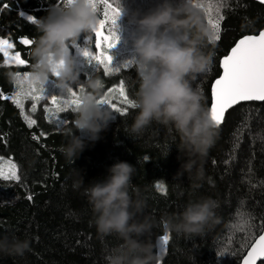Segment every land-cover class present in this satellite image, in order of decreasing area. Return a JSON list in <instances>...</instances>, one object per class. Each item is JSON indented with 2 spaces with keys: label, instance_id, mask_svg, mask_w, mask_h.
<instances>
[{
  "label": "trees",
  "instance_id": "obj_1",
  "mask_svg": "<svg viewBox=\"0 0 264 264\" xmlns=\"http://www.w3.org/2000/svg\"><path fill=\"white\" fill-rule=\"evenodd\" d=\"M160 2L118 0L122 9L119 24L135 38L138 26L131 22L132 13L147 12ZM198 2L207 7L216 0ZM63 6L62 0H0V38L16 44L11 51H19L27 61L23 67H9L0 54V156L12 160L21 176L20 181L0 178V237L15 236L31 241V248L24 256L0 253V264H107V252L122 241L114 235L101 236L97 232L92 207L82 188H75L74 182L80 179V173L86 185L102 180L110 166L118 161H128L137 168L132 184L143 194L147 202L145 212L155 221L150 236L156 244L155 251L160 254L159 264H240L264 223V104L251 102L228 111L224 124L217 129L214 145L199 165L203 179L195 191L186 173L176 178L181 164L176 146L178 136L173 141L167 129L156 123L141 136L130 134L129 126L138 111L136 108H129L124 116L114 112L98 140L92 141L87 134L76 130L87 146L71 163L61 149L67 143L65 129L72 127L75 114L62 113L68 123H60L45 113L43 101L37 105V111L32 112L30 100H25L21 115L12 100L3 98L14 95L19 89L17 78L10 79L9 73L23 76L32 69L31 50L35 44L17 43L21 37L35 41L41 35L37 24L28 17L39 20L53 7ZM102 11L103 5H100V19ZM221 14L225 16L221 22V39L208 46L215 51L213 65L193 82L194 87L203 91L208 107L211 85L221 74L220 60L242 35L258 34L264 29V5L254 0H227ZM89 36L91 40L87 39ZM75 43L94 48L95 34L81 33ZM127 54L120 56V60H125ZM97 70L98 67H88L80 73L77 85L84 86L86 73L94 76ZM110 76V86L114 88L118 80H125L127 93L135 99L139 88L138 64L121 68ZM107 91L104 90L100 98H104ZM24 116L35 119L36 125L29 127ZM28 195H32L31 201ZM201 196H211L218 203L215 218L203 235L165 231L163 217L182 212L190 199ZM162 235L169 236L163 246L159 243ZM219 252L226 254L219 256Z\"/></svg>",
  "mask_w": 264,
  "mask_h": 264
},
{
  "label": "clouds",
  "instance_id": "obj_2",
  "mask_svg": "<svg viewBox=\"0 0 264 264\" xmlns=\"http://www.w3.org/2000/svg\"><path fill=\"white\" fill-rule=\"evenodd\" d=\"M131 22L138 26L133 44L137 54L139 88L135 96L138 109L129 126L130 134L141 136L153 123L163 125L179 150L180 168L176 178L185 173L193 191L203 179L199 166L215 143L218 127L212 119L203 91L193 82L209 72L215 56L212 26L193 0H161L147 12L132 13ZM41 33L31 50L33 59L29 78L44 84L55 75L61 88L80 83L77 59L70 45L81 33H92L99 25V8L91 0H71L62 8L36 20ZM58 74V75H57ZM9 78L15 80L14 73ZM80 103L75 110L72 127L65 129L67 143L62 147L65 159L74 163L87 146L76 130L86 133L92 141L100 138L113 119V111L99 103L103 95L100 77L84 81ZM79 171V170H78ZM135 165L118 161L110 166L108 175L87 185L80 173L74 187L82 188L92 207L93 223L101 236L114 235L122 243L106 254L107 264H159L160 254L151 240L155 224L145 212L143 194L133 188ZM217 201L211 196L190 199L184 210L162 218L165 231L186 235H203L215 218ZM147 237V239H142ZM31 248L28 238L7 235L0 237V253L24 256Z\"/></svg>",
  "mask_w": 264,
  "mask_h": 264
},
{
  "label": "snow or ice",
  "instance_id": "obj_3",
  "mask_svg": "<svg viewBox=\"0 0 264 264\" xmlns=\"http://www.w3.org/2000/svg\"><path fill=\"white\" fill-rule=\"evenodd\" d=\"M62 2L63 7H65L71 0H62ZM91 2L98 8L103 5V18L100 19L99 25L93 30L95 34V51L87 47L82 49L83 54L90 58L89 62H97L100 66L98 70L102 69L105 76L120 72L121 68H129L132 65H136L137 61L135 59L125 61L121 65L113 64V56L110 53V49L114 48L120 39L116 30L118 27L117 21L122 12L118 0L115 4L113 0H91ZM260 2L264 4V0H260ZM193 3L207 14V22L212 26L214 33L213 39L219 41L221 39V22L225 20V16L221 14V8L226 6L227 0H216L214 5L210 4L207 7L199 3L198 0H193ZM213 10H215V17H213ZM28 19L33 22L36 21V18L32 16H29ZM87 39L91 40L92 37L89 36ZM17 43L28 46L32 45L34 41L28 37H21ZM72 45L78 47L77 43ZM15 47L16 44L10 42V40L0 38V54L3 55L4 62L26 65L27 61L21 58L19 51L14 54L10 53V49ZM220 66L223 71L211 85V103L209 107L212 119L217 127L224 124L226 113L237 105H247L251 102L264 104V30L259 31L256 35H242L238 40H235L233 46L220 60ZM16 75L19 91L14 95L4 96L3 98L12 100L21 110V115H23L25 100L32 101V112H36L37 105L41 101H45L44 111L49 118L56 117L60 123H68L67 117L61 118V114L75 113L80 103V93L85 90L84 87L78 86V90L70 87L66 89V94L53 95L46 98L45 83L33 82L29 78V73H25L23 76H20L19 73ZM117 85L115 88L108 89L109 96L114 97L116 103H113L112 98H102L99 103L124 116L128 113L129 108H136L135 99L131 98L127 93L125 80H118ZM24 119L29 127L37 123L35 119L28 116H24ZM237 133H239V128ZM33 138L39 139L37 136ZM145 159L148 158L145 157ZM17 172L18 168L14 162L10 159L5 161L3 157H0V178L4 181H20L21 176ZM160 186L157 184V187ZM27 199L31 201L33 199L32 195H28ZM168 241V235L159 237L161 246L166 245ZM225 254V252L218 253L219 256H224ZM258 261L264 262V223H261L259 234L252 239L248 246L246 255L242 256V264H257Z\"/></svg>",
  "mask_w": 264,
  "mask_h": 264
},
{
  "label": "rangeland",
  "instance_id": "obj_4",
  "mask_svg": "<svg viewBox=\"0 0 264 264\" xmlns=\"http://www.w3.org/2000/svg\"><path fill=\"white\" fill-rule=\"evenodd\" d=\"M119 23H120V21L119 22L117 21L118 27L116 29L117 32H118V34H119V37H120L119 42L116 44V46L114 48L110 49V53L113 56V64L114 65H121V64H123L125 62V60L130 59V58H131L130 60H132V59H135L136 56H137L133 45H131V43H132V40L131 39L134 40L133 34L130 33L129 31L125 30L124 27H123V25H122V23L121 24H119ZM119 26H121V27H119ZM120 30L123 33H120L119 32ZM70 46L73 49V55L77 59V68H78V70H79L80 73H84L86 70H88V67H90V66L92 68H94V67L95 68L96 67L99 68L100 67L98 65V63L95 62V61L89 62L90 61V58L87 57V56H85L83 54L82 49L83 48H86V47H83V46H78L77 47V46H73V45H70ZM88 48L90 50H92V51H95V47L94 48L88 47ZM124 53H129V54H127L125 60H120V56H124ZM100 70H102V69L97 70V74H95L94 76H90L89 73L88 74L86 73V76L84 77V80L86 81L89 77L94 78V77H97L98 76L103 81V85H104L103 91L104 90L107 91L110 87L113 88V86H110L111 85V82H112L111 76H105L104 73H103V71L100 72ZM57 80L58 79H54L52 77H49V79L45 82L44 89H45V96H46V98L47 97H51L53 95L60 96L62 94H66V89L61 88L59 86ZM78 86H80V85H77V84H75V85L73 84L72 85V87L74 88V90H78V88H77ZM117 86L115 85L114 88L117 87ZM81 87H84L85 88V85L84 86H81ZM18 91H19V89H18ZM108 96H109V94H108V91H107L104 98H108ZM109 97L112 98L113 103H116V99L114 97H111V96H109ZM100 99H102V98H100ZM30 102L32 104V101L31 100H30ZM31 104H30V106H31ZM43 104H45V101H43ZM113 114H114V111H113ZM61 118H63V117L61 116ZM82 134L85 135L86 133H82ZM4 160L7 161L9 159L4 158Z\"/></svg>",
  "mask_w": 264,
  "mask_h": 264
},
{
  "label": "water",
  "instance_id": "obj_5",
  "mask_svg": "<svg viewBox=\"0 0 264 264\" xmlns=\"http://www.w3.org/2000/svg\"><path fill=\"white\" fill-rule=\"evenodd\" d=\"M254 1H256V2H258V3H261L260 2V0H254ZM262 4V3H261ZM264 5V4H263ZM264 30V29H263ZM249 35H256V34H249ZM70 49H71V52H72V54H73V49L71 48V46H70ZM10 53H12V54H14L12 51H11V49H10ZM21 58L22 59H24L22 56H21ZM25 60V59H24ZM6 65L7 66H9V67H16V68H20V67H23V66H25V65H20V64H18V63H15V64H8V63H6ZM222 67H221V74H222ZM220 74V75H221ZM53 76H55V75H53ZM238 106V105H237ZM236 107V106H235ZM231 110V109H230ZM228 113V112H227ZM227 113H226V115H227ZM247 253V252H246ZM246 255V254H245ZM261 263V261H258L257 262V264H260ZM240 264H242V261H241V263Z\"/></svg>",
  "mask_w": 264,
  "mask_h": 264
}]
</instances>
